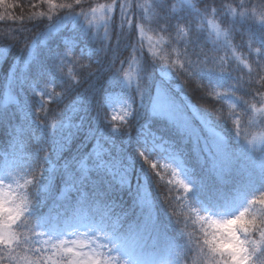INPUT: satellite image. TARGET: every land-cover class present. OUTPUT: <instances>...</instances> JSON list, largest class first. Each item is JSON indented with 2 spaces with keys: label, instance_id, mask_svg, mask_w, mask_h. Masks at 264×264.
<instances>
[{
  "label": "trees",
  "instance_id": "trees-1",
  "mask_svg": "<svg viewBox=\"0 0 264 264\" xmlns=\"http://www.w3.org/2000/svg\"><path fill=\"white\" fill-rule=\"evenodd\" d=\"M134 2L137 5L134 23L126 26L127 34L124 36L114 22L106 50L103 23H89L85 15L79 13L86 14L96 7L110 5L112 0H81L79 5L75 0L0 2V16L8 18L0 20V37H8L0 38V155L11 150L15 129L23 127L22 139L15 144L16 151H35L43 145L46 153L42 152L41 155H49L59 169L55 178V187L59 190L64 180L62 166L67 162L75 170L76 162L93 150L95 137L90 135L89 129H95L107 148L105 157L114 168L112 173L106 170L94 172L92 183L107 200L113 202L115 212L124 216L126 226L131 225L142 231L144 252L137 251L138 264H167L175 258V252L167 246V241L178 238L173 221L175 216L171 217L172 208L164 200L165 176H156L140 155V146L135 140L137 130L144 122L150 121L152 129L181 146L186 151L187 164L193 169V191L189 194L191 202L200 207L197 201L200 198L217 207V214L227 217L243 202L235 199L236 194L232 192L234 187L243 185L247 194L264 188V176L259 173V167L264 163V152L258 146L247 155L243 148L245 138L251 140L264 134V124L260 123L264 120V70L258 69L254 62L258 59V43L252 44L251 49L248 47V29L240 30L229 49H224L217 42L212 30V25L219 26L221 30H226L227 26L221 24V17L211 9L220 8L224 12L229 7L236 8L241 0H205L210 6L206 15L210 23L202 25L197 18L193 25L201 33V43L196 50L203 48L208 52L213 63L206 67L216 66L217 73L206 72L202 80L172 74L177 72L178 63L184 60L185 41L189 39L188 26L177 24L175 20L160 14L155 4L161 0ZM191 3L202 7L201 0H191ZM243 3L246 8L256 12L253 28L250 29L255 32L264 15V0H243ZM187 6V3L182 5V0H169L168 12L170 15L179 14L182 7ZM72 10L77 13L76 16L69 14ZM113 14L118 23L119 10L114 9ZM74 17L76 19L73 20ZM182 19L186 20L187 17ZM228 19L231 20V16ZM129 20H133L132 15ZM18 29L22 35L17 40L15 34ZM241 35L245 43H241ZM63 37L77 41L74 54L81 56V62L91 64L92 68L82 69L68 60L63 63L61 74L56 70V53L63 52L65 48ZM81 46L83 50H80ZM114 53L119 58L115 67L124 69L118 74L111 66ZM222 57L227 58L230 75H219L218 65ZM192 58L195 59V56ZM24 60L33 61L27 72L21 74ZM120 61L124 63L121 65ZM261 63L264 64V61ZM94 68L96 72L87 75ZM131 70L134 72L133 79L127 87H123L125 74ZM249 80L252 81L251 85L247 83ZM77 81L80 83L77 84ZM47 82L51 83L45 85ZM138 82L144 87L142 96L136 87ZM33 83L37 85L34 89ZM42 88L51 99L41 96ZM158 88L164 89L172 103L184 108L191 134L176 122L153 114L152 101ZM119 89H123L131 98L133 114L126 128L113 132L111 125L121 127L122 123L109 116L105 98L108 93ZM41 104L44 110L39 111V115L47 124L43 130L34 120ZM22 106L30 113L27 122L24 112L20 110ZM237 121L240 122L239 136ZM69 122L79 125V130L52 127ZM69 131L74 135L65 139ZM220 138H223V143L229 147L234 158L223 184L219 182L212 163L215 155L212 146L219 143ZM58 144H63L59 154ZM207 149H211V152H205ZM120 173L127 181L124 187L112 178ZM169 187H173L177 195L182 191L176 184ZM220 189L222 191H218ZM141 190L149 201L145 205L139 202ZM173 204L176 215H189V209L176 201ZM151 218H155L156 230L164 237L150 229ZM196 227L199 228V223Z\"/></svg>",
  "mask_w": 264,
  "mask_h": 264
},
{
  "label": "snow or ice",
  "instance_id": "snow-or-ice-1",
  "mask_svg": "<svg viewBox=\"0 0 264 264\" xmlns=\"http://www.w3.org/2000/svg\"><path fill=\"white\" fill-rule=\"evenodd\" d=\"M80 2L81 0H75L77 5ZM168 3L169 0H161L160 3L155 4V7L163 16L175 20L177 24L183 23L189 28V39L185 41L184 60L178 63L177 72L172 74L199 77L202 80L206 72L217 73L216 66L206 67L213 63L208 52L203 48L196 50L201 43V33L193 27L197 18L202 25L210 23L206 19L209 4L201 0L202 7L198 8L191 3V0H182V5L187 3L188 6L182 7L181 13L170 15ZM101 7L109 14L102 18L106 29L104 34L106 50L111 41L109 33L112 32L113 23H116L125 36L126 26L134 23L137 5L134 0H112L111 5ZM237 8L240 10L237 11ZM114 9H118L120 13L118 23L113 14ZM92 11L95 13L96 10ZM211 11L221 17V24L227 26L226 30H221L219 26L212 25L217 42L224 49H229L232 47L233 39L240 34V30L248 29V47L251 49L252 44L258 43L259 48L256 50L258 59L254 62L258 69L264 70V64L261 63L264 61V15L260 18L259 29L253 32L250 29L253 28L252 21L256 12L254 9L246 8L243 0L236 8L229 7L224 12H221L220 8H212ZM69 14L77 15L74 10ZM79 15L86 14L81 12ZM130 15L133 16V20H129ZM229 16L231 20L228 19ZM184 17L187 19L183 20ZM5 19L8 18L0 16V20ZM20 19L24 18L20 17ZM140 19L143 20V16ZM134 32L135 29L132 34ZM21 35V30L18 29L15 39H20ZM0 38L8 37L5 35ZM241 43H245L242 35ZM74 47V45H65L63 52L56 53V70L60 74L63 63L68 60L78 64L82 69L92 68L91 64L81 62L83 60L81 56L74 54ZM193 56L195 59L192 58ZM202 56L203 60H201ZM118 59L114 53L111 66L117 74L124 71L123 67H115ZM32 61H23L21 74L27 72ZM123 63L124 61H120L121 65ZM226 65L227 58H220L218 65L220 76L230 75ZM95 72L94 68L87 75H93ZM48 83L51 82L45 85ZM79 83L80 81H77V84ZM247 83L251 85L252 81L249 80ZM36 86L33 83L32 88ZM136 87L142 96L144 87L142 88L140 82ZM252 90L248 89V91ZM41 96L52 98L43 88ZM20 110L24 112L25 121H29L30 113L24 106ZM43 110L44 105L41 104L34 119L41 130L47 127L46 121L39 115V111ZM152 112L156 116L176 122L191 134V126L187 119L173 106L163 88L158 90L153 100ZM132 114L133 110L120 116L122 126L111 125L112 131L117 132L126 128ZM105 118L107 119V116ZM116 119L112 117V120ZM260 123L264 124V120ZM239 125L240 122L237 121V136H239ZM52 127L79 130V125H73L71 122L54 124ZM15 132L13 143L10 145L11 150L0 155V264H138L136 253L144 252L142 231L131 225L126 226L124 216L115 212L113 202L107 200L104 193L92 183L94 172L106 170L112 173L114 168L105 157L107 148L96 130L89 129L90 135L95 137L93 150L76 162V169L72 170L67 162L62 166L64 180L63 187L59 190L55 187V178L59 169L49 159V155H41L42 152L46 153L45 147L41 145L35 151L18 153L15 144L22 139L23 127L15 129ZM73 135L74 132L69 131L65 139ZM40 139L43 140V137ZM258 146L264 152V134L251 140L245 138L243 143L247 155L254 152ZM212 147L215 149L213 167L219 182L223 184L225 175L231 171L234 158L229 147L223 143V138ZM62 149L63 144H58V154ZM141 156L155 175L160 177L158 163L153 162L154 159H150L143 152ZM259 173L264 176V163L260 165ZM172 174L182 177L176 167L173 168ZM112 178L121 187L127 185L123 173ZM174 183H178L182 189L179 195L173 187H169ZM192 190L193 185L183 177L175 182L169 180L166 184L164 200L172 208L170 214L171 217L175 216L173 221L178 232V238L167 241V246L175 252L174 260L168 261L167 264H264V188L247 194L243 185L234 187L232 192L236 194V199L243 202L227 217L195 206L189 197ZM173 201L189 209V215H176ZM139 202L141 205L149 203L142 190ZM197 223L199 228L196 227ZM223 224L230 225L226 236L216 230ZM150 229L157 232L155 218H151ZM158 234L164 237V234Z\"/></svg>",
  "mask_w": 264,
  "mask_h": 264
},
{
  "label": "rangeland",
  "instance_id": "rangeland-1",
  "mask_svg": "<svg viewBox=\"0 0 264 264\" xmlns=\"http://www.w3.org/2000/svg\"><path fill=\"white\" fill-rule=\"evenodd\" d=\"M95 10V13H93V11H89V19L91 21H98L101 23L103 21L102 18L108 14L105 13L102 7L96 8ZM65 43L67 45L75 44L73 40H66ZM129 81L130 76L128 75L126 78H124L123 83L127 84ZM130 105V101L125 96L123 91L112 93L107 97V108L109 110L110 116L111 118L116 117L117 121H120L119 117L124 115L125 112L131 111ZM173 106L188 120V117H186L184 113V108L179 107L176 104H173ZM210 134L212 133L210 132ZM213 139L215 140V136H213ZM139 141L141 143L142 152L145 153L150 159H154L153 162L158 163L159 169L168 170L170 174L168 181L172 180L175 182L183 177L188 182V178L186 176L188 167L184 163L183 153H180V151L175 148L173 142L160 138L158 134L149 132L146 126L141 131ZM175 167L180 171L182 177L173 176L172 170ZM203 210L208 211L206 206L203 207Z\"/></svg>",
  "mask_w": 264,
  "mask_h": 264
},
{
  "label": "clouds",
  "instance_id": "clouds-1",
  "mask_svg": "<svg viewBox=\"0 0 264 264\" xmlns=\"http://www.w3.org/2000/svg\"><path fill=\"white\" fill-rule=\"evenodd\" d=\"M229 228H230L229 224H223L218 226L216 230L226 236L228 234Z\"/></svg>",
  "mask_w": 264,
  "mask_h": 264
}]
</instances>
